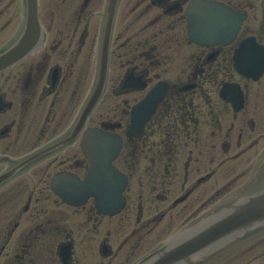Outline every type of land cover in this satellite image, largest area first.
<instances>
[{
  "label": "flooded vegetation",
  "instance_id": "flooded-vegetation-1",
  "mask_svg": "<svg viewBox=\"0 0 264 264\" xmlns=\"http://www.w3.org/2000/svg\"><path fill=\"white\" fill-rule=\"evenodd\" d=\"M38 21L0 68V264H136L264 192V0H39ZM27 26L0 0V55ZM96 130L120 145L113 215L85 187ZM193 264H264V225Z\"/></svg>",
  "mask_w": 264,
  "mask_h": 264
},
{
  "label": "water",
  "instance_id": "water-1",
  "mask_svg": "<svg viewBox=\"0 0 264 264\" xmlns=\"http://www.w3.org/2000/svg\"><path fill=\"white\" fill-rule=\"evenodd\" d=\"M31 16L36 20L37 0H27ZM31 17V20H34ZM28 40V31L8 53L0 57V63H5L12 55L24 53ZM105 66L102 74L105 77ZM100 84L95 98L102 91ZM96 100V99H95ZM95 100H92L90 107ZM89 107V108H90ZM112 142L114 139H111ZM112 156L117 152L118 144L112 143ZM95 163L99 169L90 178L89 187L100 197V206L114 212L121 204V190L116 171L113 167H106L103 155H95ZM109 165V164H108ZM105 171V172H104ZM88 183V182H86ZM89 185V183H88ZM86 185V186H88ZM264 225V192L227 204L212 214L200 219L182 232L173 236L169 241L138 264H191L212 256L230 243L242 238L254 229Z\"/></svg>",
  "mask_w": 264,
  "mask_h": 264
}]
</instances>
